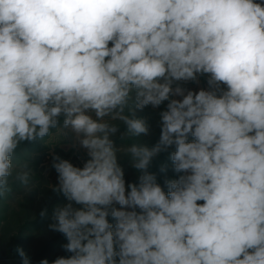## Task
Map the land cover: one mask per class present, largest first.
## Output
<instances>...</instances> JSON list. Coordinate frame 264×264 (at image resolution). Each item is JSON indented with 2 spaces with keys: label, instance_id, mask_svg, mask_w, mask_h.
<instances>
[{
  "label": "clouds",
  "instance_id": "9594fccd",
  "mask_svg": "<svg viewBox=\"0 0 264 264\" xmlns=\"http://www.w3.org/2000/svg\"><path fill=\"white\" fill-rule=\"evenodd\" d=\"M165 101L150 147L136 112ZM61 117L88 159L53 157L70 255L51 264H264V0H0V197L32 190L13 158ZM172 147L165 191L150 168Z\"/></svg>",
  "mask_w": 264,
  "mask_h": 264
},
{
  "label": "rangeland",
  "instance_id": "374dc122",
  "mask_svg": "<svg viewBox=\"0 0 264 264\" xmlns=\"http://www.w3.org/2000/svg\"><path fill=\"white\" fill-rule=\"evenodd\" d=\"M207 76L199 78L200 86L193 82H181L185 89L196 90L204 88L207 83ZM193 86V87H192ZM205 89V88H204ZM180 99V97H174ZM167 101L158 108L151 105L146 106L142 111H137V117L144 118L150 125L148 135H142L138 140L152 146L159 140L160 117L159 113L166 110ZM119 124V131L113 136L116 146L120 149L118 161L125 170L126 183L138 182V173L131 167V157L126 152L127 147L133 142L121 134L125 127L120 121H113ZM192 139L191 137L189 138ZM175 150L169 148L166 152L160 153L154 158L150 171L156 173L157 181L167 191L166 179H178L182 173H175L172 170L170 154ZM59 156L69 160L74 166L83 167L88 159L86 150L81 148L74 138L70 129L63 128V117L60 118L58 129H53L49 136L43 140L24 142L17 149L13 158L15 164H27L32 170V179L29 192L27 188L9 179L11 191L0 197V264H22L21 257L17 254L18 247L30 257L31 264H39L41 259H48L49 264L59 256H68L62 245L67 243L65 236L61 233L51 231L48 227L52 223L51 217L55 207L62 206L68 201L62 193H57L52 188L58 183V174L52 167L53 157ZM166 166V171L161 168ZM18 169L14 168L13 175ZM74 207H80L73 202ZM117 207H119L117 205ZM46 209V215L40 213ZM110 223H115L111 216Z\"/></svg>",
  "mask_w": 264,
  "mask_h": 264
},
{
  "label": "crops",
  "instance_id": "0c3cea01",
  "mask_svg": "<svg viewBox=\"0 0 264 264\" xmlns=\"http://www.w3.org/2000/svg\"><path fill=\"white\" fill-rule=\"evenodd\" d=\"M257 2H260V0H257ZM193 83H194V82H193ZM195 84H196L197 87L200 86V82H199V83H195ZM206 84H207V83H206ZM192 87H193V86H192ZM204 88H205V89H208L206 85L204 86Z\"/></svg>",
  "mask_w": 264,
  "mask_h": 264
}]
</instances>
